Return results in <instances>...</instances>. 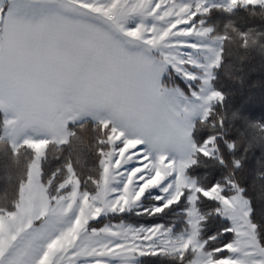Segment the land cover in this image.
<instances>
[{"label": "snow or ice", "instance_id": "obj_1", "mask_svg": "<svg viewBox=\"0 0 264 264\" xmlns=\"http://www.w3.org/2000/svg\"><path fill=\"white\" fill-rule=\"evenodd\" d=\"M254 61L264 0H0V264H264Z\"/></svg>", "mask_w": 264, "mask_h": 264}, {"label": "trees", "instance_id": "obj_2", "mask_svg": "<svg viewBox=\"0 0 264 264\" xmlns=\"http://www.w3.org/2000/svg\"><path fill=\"white\" fill-rule=\"evenodd\" d=\"M256 72L246 81V86L242 90L237 91L235 103L237 105L243 103L247 112L254 118L264 116V70L259 67L258 61H254ZM253 81L257 82V87H251ZM226 86L238 89V86L232 81L225 80Z\"/></svg>", "mask_w": 264, "mask_h": 264}]
</instances>
